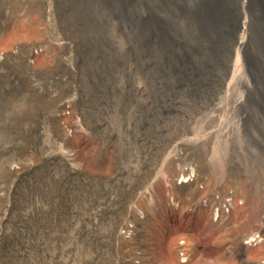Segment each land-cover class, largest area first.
<instances>
[{"label":"rangeland","instance_id":"rangeland-1","mask_svg":"<svg viewBox=\"0 0 264 264\" xmlns=\"http://www.w3.org/2000/svg\"><path fill=\"white\" fill-rule=\"evenodd\" d=\"M202 1L0 0V264H250L264 82Z\"/></svg>","mask_w":264,"mask_h":264},{"label":"bare ground","instance_id":"bare-ground-1","mask_svg":"<svg viewBox=\"0 0 264 264\" xmlns=\"http://www.w3.org/2000/svg\"><path fill=\"white\" fill-rule=\"evenodd\" d=\"M120 1L126 6H131L137 0ZM142 1L148 5L151 0ZM189 12L194 14L204 34L218 32L220 29L225 31V26L232 28L233 33L241 30L242 34L237 35V47L226 44L227 51H230L229 58L232 59L234 70L240 78L249 86L255 83V88L259 89L260 81L264 82V0H235L234 4L233 0H203ZM232 14L236 15L238 20L235 23L232 22ZM248 21L251 24H248ZM253 25L256 27L254 33L258 32L254 44L251 42ZM228 41L230 42V39L226 37L225 42Z\"/></svg>","mask_w":264,"mask_h":264},{"label":"built area","instance_id":"built-area-1","mask_svg":"<svg viewBox=\"0 0 264 264\" xmlns=\"http://www.w3.org/2000/svg\"><path fill=\"white\" fill-rule=\"evenodd\" d=\"M195 180V170L186 168L178 180L179 184L191 183ZM233 209V202L231 198H226L215 209H213V220L219 221L223 216L229 214ZM127 228L128 231L124 233L128 236L131 233L132 226ZM244 248L247 250H255L256 254L250 264H264V209L261 215L260 224L250 236L246 237L243 242ZM178 258L182 264H188L190 261V247L186 240L181 239L178 244Z\"/></svg>","mask_w":264,"mask_h":264}]
</instances>
